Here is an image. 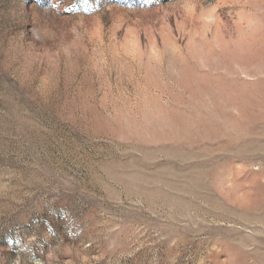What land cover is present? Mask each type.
<instances>
[{"label":"rangeland","instance_id":"rangeland-1","mask_svg":"<svg viewBox=\"0 0 264 264\" xmlns=\"http://www.w3.org/2000/svg\"><path fill=\"white\" fill-rule=\"evenodd\" d=\"M0 264H264V0H0Z\"/></svg>","mask_w":264,"mask_h":264}]
</instances>
